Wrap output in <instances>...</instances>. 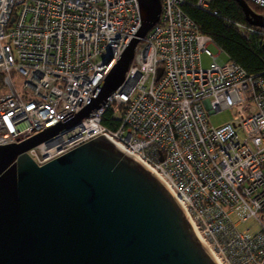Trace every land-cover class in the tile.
Returning <instances> with one entry per match:
<instances>
[{
	"label": "built area",
	"instance_id": "2783aa9c",
	"mask_svg": "<svg viewBox=\"0 0 264 264\" xmlns=\"http://www.w3.org/2000/svg\"><path fill=\"white\" fill-rule=\"evenodd\" d=\"M159 1V22L104 106L27 155L43 167L100 137L161 177L220 264H264V82L212 54L181 0ZM249 3L264 10V0ZM141 23L138 0H0V146L84 108ZM228 110L239 119L209 127Z\"/></svg>",
	"mask_w": 264,
	"mask_h": 264
},
{
	"label": "water",
	"instance_id": "95a60500",
	"mask_svg": "<svg viewBox=\"0 0 264 264\" xmlns=\"http://www.w3.org/2000/svg\"><path fill=\"white\" fill-rule=\"evenodd\" d=\"M234 1L249 27L264 29L249 0ZM138 3V33L85 107L18 145L0 146V264H216L164 185L102 138L43 167L27 155L93 117L123 83L161 13L159 0Z\"/></svg>",
	"mask_w": 264,
	"mask_h": 264
},
{
	"label": "trees",
	"instance_id": "16d2710c",
	"mask_svg": "<svg viewBox=\"0 0 264 264\" xmlns=\"http://www.w3.org/2000/svg\"><path fill=\"white\" fill-rule=\"evenodd\" d=\"M183 14L200 35L209 38L221 51L225 62L240 67L247 76L264 82V29L249 27L234 0H212L209 9L200 8L199 0H181ZM254 14L264 17V10L250 5ZM112 119L103 116L102 125L114 131Z\"/></svg>",
	"mask_w": 264,
	"mask_h": 264
},
{
	"label": "rangeland",
	"instance_id": "374dc122",
	"mask_svg": "<svg viewBox=\"0 0 264 264\" xmlns=\"http://www.w3.org/2000/svg\"><path fill=\"white\" fill-rule=\"evenodd\" d=\"M210 52L214 55L218 54V50L212 46L209 48ZM221 59L225 62L224 57L222 56ZM211 63V60L206 58L205 56L201 57V64L203 69H207ZM4 78L0 74V88L4 86ZM14 85L16 88L21 91L23 82L19 80H14ZM1 91V89H0ZM234 103L236 102V98L232 97L231 98ZM242 115H247L248 111H245V109L240 110ZM239 119L238 111L237 110H228V111H223L221 113H218L216 115H211L209 116V123L211 127L213 128H221L227 124L232 123L233 121Z\"/></svg>",
	"mask_w": 264,
	"mask_h": 264
},
{
	"label": "bare ground",
	"instance_id": "6f19581e",
	"mask_svg": "<svg viewBox=\"0 0 264 264\" xmlns=\"http://www.w3.org/2000/svg\"><path fill=\"white\" fill-rule=\"evenodd\" d=\"M209 127H211V125H209ZM211 128H213V127H211ZM214 129H217V128H214ZM114 147V146H113ZM115 148V147H114ZM118 150V149H117ZM154 172V173H153ZM153 172H151V174L152 175H154L160 182H163V180L161 179V177L160 176H158V174L155 172V171H153ZM169 193H170V191H168ZM179 204V206H180V208L182 209V211H184V207H183V205L181 204V203H178ZM194 231H195V229H194ZM198 237V236H197ZM199 238V237H198ZM201 244L202 245H204L203 244V242L201 241ZM211 256V255H210ZM212 257V256H211ZM215 257L213 256L212 257V259L214 260V262L216 263V264H220L219 263V261L218 260H216V259H214Z\"/></svg>",
	"mask_w": 264,
	"mask_h": 264
},
{
	"label": "crops",
	"instance_id": "0c3cea01",
	"mask_svg": "<svg viewBox=\"0 0 264 264\" xmlns=\"http://www.w3.org/2000/svg\"><path fill=\"white\" fill-rule=\"evenodd\" d=\"M261 17V16H260ZM264 18V17H263ZM222 57V54H220V58ZM222 60V59H221Z\"/></svg>",
	"mask_w": 264,
	"mask_h": 264
}]
</instances>
